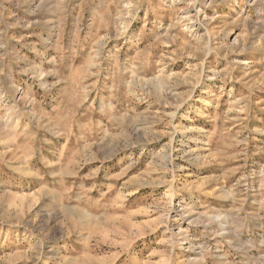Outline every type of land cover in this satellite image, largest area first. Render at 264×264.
I'll return each instance as SVG.
<instances>
[{"label":"rangeland","instance_id":"rangeland-1","mask_svg":"<svg viewBox=\"0 0 264 264\" xmlns=\"http://www.w3.org/2000/svg\"><path fill=\"white\" fill-rule=\"evenodd\" d=\"M0 264H264V0H0Z\"/></svg>","mask_w":264,"mask_h":264},{"label":"bare ground","instance_id":"bare-ground-1","mask_svg":"<svg viewBox=\"0 0 264 264\" xmlns=\"http://www.w3.org/2000/svg\"><path fill=\"white\" fill-rule=\"evenodd\" d=\"M191 16H192V15H191ZM12 119H13V118H12ZM7 124H8V123H7ZM13 127H14V126H13ZM9 128H11L10 125H9ZM14 128H16V127H14ZM14 128H13V129H14ZM11 129H12V128H11ZM13 129H12V130H13ZM14 130H16V129H14ZM4 131H5V130H4ZM4 131H3V132H4ZM8 134H11V133H8ZM4 135H6V134H4ZM11 135H12V134H11ZM9 136H10V135H9ZM12 136H13V135H12ZM9 139H10V138H9Z\"/></svg>","mask_w":264,"mask_h":264}]
</instances>
